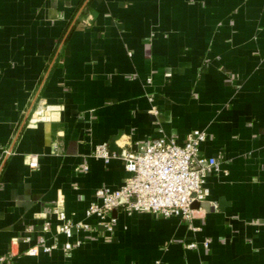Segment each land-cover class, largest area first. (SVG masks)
<instances>
[{
  "label": "crops",
  "instance_id": "1",
  "mask_svg": "<svg viewBox=\"0 0 264 264\" xmlns=\"http://www.w3.org/2000/svg\"><path fill=\"white\" fill-rule=\"evenodd\" d=\"M193 129L221 164L192 220L117 210L104 232L86 217L97 188L129 175L98 145L183 143ZM57 202L92 225L69 253ZM0 258L264 264V0H0Z\"/></svg>",
  "mask_w": 264,
  "mask_h": 264
},
{
  "label": "built area",
  "instance_id": "2",
  "mask_svg": "<svg viewBox=\"0 0 264 264\" xmlns=\"http://www.w3.org/2000/svg\"><path fill=\"white\" fill-rule=\"evenodd\" d=\"M206 130H191L183 143L173 137H154L144 147L132 149L130 145L121 146L119 151L111 152L107 144L98 145L93 155L108 163L112 158L124 161L129 175L121 186L99 187L95 190V199L86 208L87 218L95 217L97 227L104 232H112L117 222L114 211L122 210L128 215L135 212H153L163 216L180 215L186 220L194 218L195 205L207 201L210 190L206 185L209 173L220 170L221 160L201 152V143L207 139ZM35 164V162H34ZM89 169L88 165L84 170ZM217 208V204H213ZM59 224L57 232L64 234L67 240L62 249L69 253L81 245L80 239L71 240L75 231H89L92 225L86 221L74 222L67 217L61 202L52 206ZM50 222L44 225L48 230ZM210 239L202 242L208 247ZM57 244H44L43 250L51 252ZM197 242L188 244L196 249ZM38 246L27 250L28 254H37ZM4 258H0L3 262Z\"/></svg>",
  "mask_w": 264,
  "mask_h": 264
},
{
  "label": "water",
  "instance_id": "3",
  "mask_svg": "<svg viewBox=\"0 0 264 264\" xmlns=\"http://www.w3.org/2000/svg\"><path fill=\"white\" fill-rule=\"evenodd\" d=\"M196 206V205H195Z\"/></svg>",
  "mask_w": 264,
  "mask_h": 264
}]
</instances>
